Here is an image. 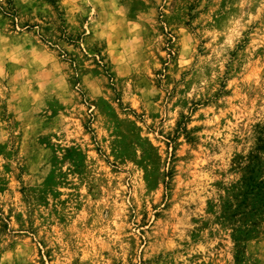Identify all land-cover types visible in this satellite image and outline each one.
<instances>
[{"label":"rangeland","instance_id":"obj_1","mask_svg":"<svg viewBox=\"0 0 264 264\" xmlns=\"http://www.w3.org/2000/svg\"><path fill=\"white\" fill-rule=\"evenodd\" d=\"M0 264H264V0H0Z\"/></svg>","mask_w":264,"mask_h":264}]
</instances>
